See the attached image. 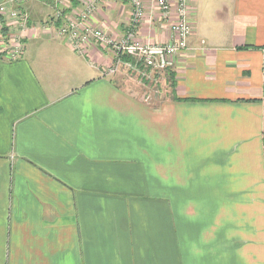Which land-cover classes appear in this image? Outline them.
Instances as JSON below:
<instances>
[{
  "label": "crops",
  "instance_id": "crops-1",
  "mask_svg": "<svg viewBox=\"0 0 264 264\" xmlns=\"http://www.w3.org/2000/svg\"><path fill=\"white\" fill-rule=\"evenodd\" d=\"M140 1L137 39L168 42L176 0L168 20ZM2 3L35 29L18 60L0 56V264H171V235L189 230L178 190L192 189L228 190L206 227L247 243L234 264H264V0H192L187 49L148 96L124 68L106 75L96 44L79 54L41 29L55 0ZM88 5L111 38L129 28L125 0L58 8Z\"/></svg>",
  "mask_w": 264,
  "mask_h": 264
},
{
  "label": "built area",
  "instance_id": "built-area-1",
  "mask_svg": "<svg viewBox=\"0 0 264 264\" xmlns=\"http://www.w3.org/2000/svg\"><path fill=\"white\" fill-rule=\"evenodd\" d=\"M125 1L130 4L131 18L129 28L120 38H111L90 23L92 5H88L72 17L65 18L62 8H58L61 0H55L56 8L50 24L42 26L41 29L54 38L65 39L79 54H84L91 43L96 44L112 58V65L106 69V75H113L122 67L127 72L135 73L141 81L152 83L154 81L149 77L151 74L173 68L176 56L187 49V40L192 34L189 23V8L192 0H176L175 17L169 27L171 37L163 44L142 43L137 39L136 29L145 15L143 4L140 0ZM155 2L161 18L168 20L172 12V1L155 0ZM29 24L28 17L22 11L8 9L6 3L0 4V48H4L0 56L4 60L16 61L21 57L25 47V33L28 29H35ZM3 27L15 31L4 33Z\"/></svg>",
  "mask_w": 264,
  "mask_h": 264
},
{
  "label": "rangeland",
  "instance_id": "rangeland-1",
  "mask_svg": "<svg viewBox=\"0 0 264 264\" xmlns=\"http://www.w3.org/2000/svg\"><path fill=\"white\" fill-rule=\"evenodd\" d=\"M13 33L15 31L12 28L7 29L4 33ZM3 44H5L3 42ZM4 48H0L3 50ZM4 54V53H3ZM128 79L132 84L138 86L142 91L145 89V96L148 94H156L160 90L157 88L155 82L150 83L144 81L141 85L139 78L133 72H127ZM143 83V81H142ZM184 190H178L181 193L178 196V212L179 215L186 216L188 220L187 228H177L176 232L171 235V264H232L233 261H243L247 259L243 246L247 248V243L236 241L230 232L225 227L222 231L220 229H213L206 227V223H210V216L222 211V208L228 206V190H203V189H192L191 195L189 190L187 191V198H185ZM161 200L168 199V190H160ZM228 198V199H227ZM225 201V204L223 203ZM232 207V206H231ZM211 216V217H212ZM212 223H216L212 220ZM216 225V224H215ZM192 229V231H190ZM209 229V230H207ZM209 231V232H208ZM221 236H218V233ZM168 237V236H166ZM221 237V238H220ZM219 244H217V240ZM217 239V240H216ZM168 243V240H167ZM175 244V245H174ZM164 247V243L162 245ZM241 250V251H240ZM241 257V258H240ZM166 263L168 260V254L165 257ZM234 264V263H233Z\"/></svg>",
  "mask_w": 264,
  "mask_h": 264
},
{
  "label": "trees",
  "instance_id": "trees-1",
  "mask_svg": "<svg viewBox=\"0 0 264 264\" xmlns=\"http://www.w3.org/2000/svg\"><path fill=\"white\" fill-rule=\"evenodd\" d=\"M2 31H3V32H6V28L3 27V28H2ZM171 86H173V83L171 84Z\"/></svg>",
  "mask_w": 264,
  "mask_h": 264
}]
</instances>
